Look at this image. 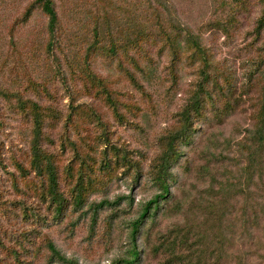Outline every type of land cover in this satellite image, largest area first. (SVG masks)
I'll list each match as a JSON object with an SVG mask.
<instances>
[{"label":"rangeland","instance_id":"obj_1","mask_svg":"<svg viewBox=\"0 0 264 264\" xmlns=\"http://www.w3.org/2000/svg\"><path fill=\"white\" fill-rule=\"evenodd\" d=\"M32 1L0 0V264H55L47 262V248L43 243L46 240L67 259L77 260L79 264H110L127 249V225L135 217L136 209L154 193L148 184L144 185L145 171L160 152V139L177 126L175 115L199 81L200 64L181 61L173 89L167 54L159 55L156 48L150 49L156 68L154 81L147 83L134 68L123 63L143 88L139 90L116 67V61L97 55L90 69L106 83L111 98L120 104L121 115L113 116L104 96L81 71L85 47L82 42L88 43L92 22L103 11L124 28L131 19L140 21L145 15L138 3L140 0H54L65 36L51 54L47 51L50 39L46 17L36 9L27 21L22 19ZM219 1L170 0L178 18L200 35L210 55L209 73L217 81L214 90L207 86L213 99V113L220 112L227 101L232 109L213 117L212 106L207 105L204 113L207 121L198 123L197 137L183 149L182 161L186 164L181 162L174 170L178 181L173 193L178 205L158 213L147 229L145 246L138 240L142 249H148L145 250L146 264H163L168 258L167 252H163L165 246L168 242L171 247L179 244L185 233L194 242L200 237L206 251L216 247V230L207 205L215 197L221 200L220 194L215 193V180H230L237 175L241 145L252 128L258 89L248 78L262 44L254 40L251 32L260 6L258 0H247V12L238 16L240 27L227 36L220 30L209 29L212 21L220 16L216 5ZM18 99L36 103L45 113L53 111V118L47 115L45 119L49 126L43 129L46 139L42 147L54 155L59 192L66 198L73 182L66 179L63 170L67 165L77 169L74 151L99 158L104 148L97 143L101 133L93 113L106 127L110 142L128 152L133 161L138 160L143 172L131 189L120 180L122 172L118 171V179L105 192L108 199L127 195L132 198V207L121 209L126 214L120 215V220L113 224L110 237L104 224L108 213L99 215L94 229L87 214L80 216L78 212H71L69 205L63 217L54 216V219L53 208L40 197V180L32 173L26 179L19 177L15 164L28 169L31 118L25 114L26 110L20 111ZM76 105L79 107L75 115L68 118L70 107ZM62 135L73 143L71 147L63 145ZM182 168L186 170L183 172ZM212 186L215 191L211 190ZM256 194L262 198L263 194ZM103 198L104 194L98 191L89 196L88 203H97ZM261 223L264 225V220ZM260 229L252 247L250 242H244V246L233 243L228 252L250 256V264H264V227ZM29 249L32 250L28 252ZM200 260L201 264L208 263L207 257L202 256Z\"/></svg>","mask_w":264,"mask_h":264},{"label":"trees","instance_id":"obj_2","mask_svg":"<svg viewBox=\"0 0 264 264\" xmlns=\"http://www.w3.org/2000/svg\"><path fill=\"white\" fill-rule=\"evenodd\" d=\"M138 3L145 13L140 21L135 22L131 19L129 20L131 22L128 21L124 28L118 22L112 21L108 12L103 11L92 22L88 31L90 33L88 43L82 42L85 47L82 55L84 66L81 71L87 80L96 85L97 92L104 96L113 116L121 115L118 107L120 104L111 98V92L107 89L106 83L98 79L90 69V64L97 55L111 62L116 61V67L124 73L129 83L139 90L142 88L141 85L138 84L127 66H123V63L134 68L147 83L152 82L156 78V68L149 53L153 48H156L159 55L166 53L169 58L168 70L171 88L176 84L178 78L177 67L184 60H188L192 64L199 62V81L175 115L177 126L169 129L167 134L160 139V152L152 160L143 177L144 185L148 184L154 193L147 202L136 209L135 217L127 225V249H124L121 255L113 259L110 264H146L147 252L145 250L148 249H142L138 240L140 239L145 246L147 244V229L154 222L158 213L178 205L177 198L173 193L178 181L174 170L181 166V162L186 164V161H182L185 156L183 149L189 147L197 137L198 123L207 121L204 115L207 105L212 106L213 113V99L207 86H211L214 90L217 85V81L212 80L209 73L210 55L203 47L200 35L184 26L174 12L170 0H140ZM247 4V0H232L230 4L220 0L219 3H216L219 8L217 15L220 14V16L212 21V26H209V29L220 30L227 36L236 31L240 27L238 16L247 12ZM258 4L260 6L259 17L255 20L251 34L254 40L261 41L262 45L258 49V60L254 62L253 71L249 73L248 78V82L257 86L258 89L251 116L252 128L248 132L249 135L245 143L241 145L242 153L237 175L230 180L228 178L223 181L216 179L217 187L215 189L217 192L215 193L220 194L221 200L215 197L207 205L213 216L216 247L206 251L204 249L207 248L203 245L200 237H197L194 242L188 238V233H185L179 244H172L173 247H171L168 242V245L165 246L163 252H167L168 258L163 264H201L202 256L208 258V263L204 264H229L232 262L234 264H250V256L231 255L228 248H231L233 243L244 246V242H250L249 247H252L257 240V231L264 227L261 225L264 220V0H258ZM36 9L40 10L47 19V32L50 39L47 51L51 54L54 46H58L65 36V31L60 29L54 0H33L23 13V21H27ZM18 105L20 111L26 110L25 114L31 118L28 169L26 170V167L21 164H15L19 177L26 179L29 173H32L35 179L40 180V189L42 190L40 197L48 207L53 208V218L54 216L56 218L63 217L66 207L69 205L71 212H78L80 216L87 214L90 226L94 229L99 215L103 212L108 213L104 224L105 232L110 237L113 224L120 220V215L126 214L121 209L132 207V198L127 195L108 199L105 192H107L109 184L113 183L114 179H118V171L122 172L120 180L123 179L127 188L131 189L140 173L143 172L138 160L133 161L132 157L128 156V152L117 149L110 142L106 127L101 119L93 113L95 125L100 128L101 133L97 143L103 145L104 148L99 153V158L96 155H82L74 151L77 169L67 165L63 170L66 179L73 182L68 191L69 197L66 198L59 192V177L54 155L42 147V143L46 139L43 129L49 126L45 119L47 115L53 118L51 115L53 111L47 110L48 112L45 113L36 103L22 102L19 99ZM78 107V105L70 107L71 113L68 118L75 115L74 111ZM231 109V104L227 101L220 112L216 110L213 113V117ZM62 138L63 145L69 147L71 144L73 145L68 137L62 135ZM186 168H182L183 172ZM215 189L211 188L214 191ZM98 191L104 194L105 198L97 203H88L89 196L97 194ZM236 192V196L231 197ZM256 192L263 194L262 198ZM43 243L47 248V262L79 264L77 260L67 259L62 255L51 241L46 240ZM178 247L183 249H177ZM242 248L237 250V253ZM31 250L29 249L28 252Z\"/></svg>","mask_w":264,"mask_h":264}]
</instances>
